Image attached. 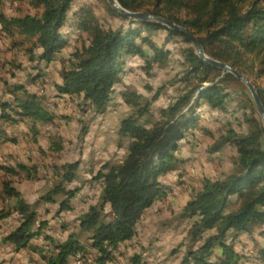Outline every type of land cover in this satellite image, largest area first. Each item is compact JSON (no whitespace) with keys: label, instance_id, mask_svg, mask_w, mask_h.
Segmentation results:
<instances>
[{"label":"trees","instance_id":"1","mask_svg":"<svg viewBox=\"0 0 264 264\" xmlns=\"http://www.w3.org/2000/svg\"><path fill=\"white\" fill-rule=\"evenodd\" d=\"M118 1L187 27L209 56L251 80L264 103V0ZM0 40L26 58L3 60L0 53V148L31 138L36 146L26 153L38 159L29 164L15 152L9 162L0 160V193L4 201L17 198L11 208L0 203V222L13 215L17 221L2 237L4 244L25 251L36 264H121L146 212L172 190L162 176L184 175L190 160L181 155L183 146L200 129L213 139L210 150L232 144L240 156L221 177L193 188L177 212L189 227L176 264H264V124L250 90L234 73L197 56L186 34L128 18L110 0H0ZM132 59H142L138 69L150 77L172 61L177 73L138 91L124 80ZM118 86L130 108L117 140L126 153L95 172L98 193L92 197L80 178L82 160H64L65 138L51 130L72 118L59 112V103L99 117ZM163 97L167 102L156 106ZM207 105L217 115L205 116ZM205 118L211 126L201 124ZM45 128L47 146L40 141ZM42 170L48 188L33 203L13 179H4L25 172L39 179ZM75 197L85 206L79 209ZM50 213L56 223L45 216Z\"/></svg>","mask_w":264,"mask_h":264},{"label":"rangeland","instance_id":"2","mask_svg":"<svg viewBox=\"0 0 264 264\" xmlns=\"http://www.w3.org/2000/svg\"><path fill=\"white\" fill-rule=\"evenodd\" d=\"M98 10L103 12L101 7ZM159 34V38L162 39L163 32ZM5 45L4 40H0V46L2 47L0 53L3 60L6 58L7 60L16 59L17 62L25 61L26 58L20 53V50L14 53L7 48H3ZM141 62L142 59L129 60V68L132 67L134 70H127L128 73L124 76V80L133 89L143 92H148L144 84L150 83L156 88L162 81L174 77L178 69L176 62L172 61L167 68L156 70L158 72L157 77H150L143 70L138 69ZM55 76L56 72L53 73V77ZM9 78L11 77L9 76ZM121 88L123 87H117L109 109L99 117H94L92 111H81L78 106H74L70 102L67 104L61 102L57 105L59 106V112L70 114L72 118L70 122L61 121L58 128H52L51 133L60 134L65 138L64 160L78 158L82 160L80 178L88 183L86 191L88 194H92V197L98 193L97 184L92 181L95 172L107 160L120 161L126 153L125 148L120 151L117 148L120 120L130 111L128 105L120 97ZM170 90H174V88H170ZM166 102V98L163 97L155 105L158 106ZM206 109L209 110V113H206L205 116L217 115V112H212L208 105ZM227 116L235 122L233 115L228 113ZM205 119L201 121V124L211 126L207 118ZM87 123L90 124V131L84 132ZM235 126L239 128L237 123H235ZM49 132L48 128L42 131L40 141L44 146H47L46 136ZM196 132L197 135L192 137V141L184 146L185 149L181 153L184 158L190 160L184 175L178 176L173 172L162 176V179L172 186V190L166 199L158 200L144 215V218L140 221L141 230L137 233L135 241L123 251L121 264H142V262H137L138 256H142V259L146 260L148 264H176L183 251L180 253L178 251L176 254L175 252L184 238L185 229L189 227L188 221L184 222L177 219V212L186 204L193 188L202 186L204 179L221 177L223 173L231 168L232 160L240 156L239 148L232 144H227L220 151L213 152L210 150L213 139L200 129H196ZM19 146L13 149L12 144L3 145L0 148V159L9 162L16 152L29 164L38 160L36 159L37 156L28 159L29 156L26 153L36 146L31 138H22ZM43 171L40 175L38 174L39 179L29 178L26 172L15 178L4 175V179H13L15 186L18 187L27 202L33 203L48 188ZM2 200L4 201V196L0 193V203ZM16 200L17 198H13L11 201L5 200L4 203L6 204L4 206L11 208ZM81 202L82 198L75 197V203H78L79 209ZM45 216L56 223V218H52L51 213L45 214ZM15 217L13 215L0 222V264H36L37 262L32 261L29 255L24 254L25 251H16L13 246L4 244L2 241L4 234L12 230L17 224ZM247 238L245 240L249 241L252 246L251 239ZM259 240L264 243V237H259ZM8 246L12 249H8Z\"/></svg>","mask_w":264,"mask_h":264},{"label":"water","instance_id":"3","mask_svg":"<svg viewBox=\"0 0 264 264\" xmlns=\"http://www.w3.org/2000/svg\"><path fill=\"white\" fill-rule=\"evenodd\" d=\"M110 2L122 15H124L128 18L159 23V24H161L165 27H168L172 30H177L179 32L186 34L190 38V40L192 42V49L197 56H199L200 58H202V59H204L210 63H213L215 65L222 67L225 71H230V72L234 73L243 83H245L247 85L248 89L250 90V92L253 96L257 110H258L259 115H260V117L263 121V124H264V103L261 99V96H260L259 91L257 90L255 84L251 80H249L244 74H242L238 70H236L230 63L222 62V61L217 60L216 58L209 56L206 53L205 45H203L199 41V38L195 34H193L187 27L180 25V24L173 23L170 19H168L164 16L155 15V14H152L150 12H146V11H142V10L133 11V10L126 9L119 3L118 0H110ZM201 47H202V49H201Z\"/></svg>","mask_w":264,"mask_h":264},{"label":"crops","instance_id":"4","mask_svg":"<svg viewBox=\"0 0 264 264\" xmlns=\"http://www.w3.org/2000/svg\"><path fill=\"white\" fill-rule=\"evenodd\" d=\"M194 136H195V135H194ZM194 136H190V137L192 138V137H194ZM191 138H190V139H191ZM184 143H185V142H184ZM188 144H189V142H186V143L184 144V146H185V145H188ZM12 146H13V149H15V147H20L18 144H13ZM184 146H183V149H185ZM183 149H182V152H183ZM0 160H1V161H4L3 159H0ZM189 163H190V162H189ZM82 206H85V204H84V203H81V208H82ZM146 213H147V212H146ZM143 218H144V217H143ZM143 218H142V219H143ZM140 225H141V223L138 225V226H139V228H138V232L141 230ZM243 238H246V236H243ZM134 241H135V240H134ZM134 241H132L131 243H129V245L133 244ZM128 247H129V246H128ZM8 249H12V248L8 246ZM25 253H26V252H24V254H25Z\"/></svg>","mask_w":264,"mask_h":264},{"label":"bare ground","instance_id":"5","mask_svg":"<svg viewBox=\"0 0 264 264\" xmlns=\"http://www.w3.org/2000/svg\"><path fill=\"white\" fill-rule=\"evenodd\" d=\"M80 196V195H79Z\"/></svg>","mask_w":264,"mask_h":264}]
</instances>
